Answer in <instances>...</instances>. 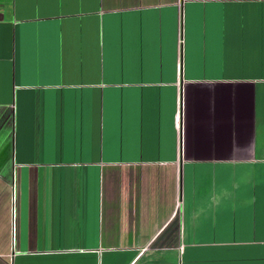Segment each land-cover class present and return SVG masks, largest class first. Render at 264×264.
Masks as SVG:
<instances>
[{"label":"crops","instance_id":"obj_1","mask_svg":"<svg viewBox=\"0 0 264 264\" xmlns=\"http://www.w3.org/2000/svg\"><path fill=\"white\" fill-rule=\"evenodd\" d=\"M0 264H264V0H0Z\"/></svg>","mask_w":264,"mask_h":264}]
</instances>
